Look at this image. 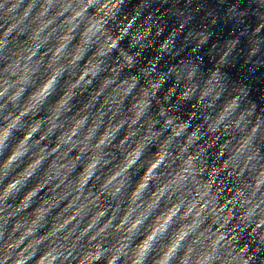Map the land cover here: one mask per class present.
<instances>
[{
	"label": "clouds",
	"instance_id": "obj_1",
	"mask_svg": "<svg viewBox=\"0 0 264 264\" xmlns=\"http://www.w3.org/2000/svg\"><path fill=\"white\" fill-rule=\"evenodd\" d=\"M0 264H264V0H0Z\"/></svg>",
	"mask_w": 264,
	"mask_h": 264
}]
</instances>
